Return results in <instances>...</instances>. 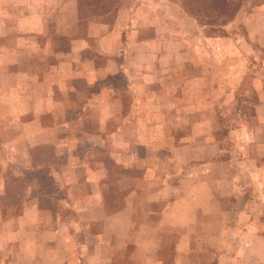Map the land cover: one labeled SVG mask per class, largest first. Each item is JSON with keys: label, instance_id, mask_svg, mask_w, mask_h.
<instances>
[{"label": "rangeland", "instance_id": "rangeland-1", "mask_svg": "<svg viewBox=\"0 0 264 264\" xmlns=\"http://www.w3.org/2000/svg\"><path fill=\"white\" fill-rule=\"evenodd\" d=\"M80 51L68 79L55 65ZM47 107L35 140L61 146L30 154L22 122ZM261 165L264 0L215 30L181 0H0L7 219L43 196L39 223L58 212L86 264H264Z\"/></svg>", "mask_w": 264, "mask_h": 264}, {"label": "crops", "instance_id": "crops-1", "mask_svg": "<svg viewBox=\"0 0 264 264\" xmlns=\"http://www.w3.org/2000/svg\"><path fill=\"white\" fill-rule=\"evenodd\" d=\"M94 53L95 52H93V54ZM72 56L73 57H70L69 59L60 60L57 65H55L56 68H61V70H63V72L66 74V78L68 77V79L71 78V76H73V78L77 76V63L82 59L83 52L80 51L74 53ZM88 68L89 73L94 75H96V72L101 70V67H98L95 64H92ZM57 81L59 82V80H56L55 82ZM100 91H103V89H100ZM53 100L54 99L52 97L49 98L48 102L50 105L55 103ZM48 108L49 107H47L45 110L41 109L35 111L34 117L22 122L24 124L23 127L33 126L35 131V133L30 132L24 133L22 135L24 138L33 139L32 143L29 142L28 145H26V149L29 150L32 147L43 145L45 143H49L55 148H60L61 145L57 143V141L51 140L52 137H47L46 139V135H44L43 139L35 140L39 136H43L44 133L51 131L53 128L52 126H46V123L41 116V114H44L48 111ZM64 112L65 113L63 114L62 121L68 123L69 118L66 116V111ZM54 113L55 112L53 110V117L50 122L54 121L55 123L56 116ZM104 121H106V119L100 120V122ZM260 167L262 169L264 165H261ZM0 175L2 176V174ZM90 179L91 177L89 176L88 180ZM93 180L95 179L93 178ZM7 189L8 185L6 184L4 176H2L0 179V199L1 197L7 195ZM94 196V194L89 193L88 199L90 201L86 204H95L97 197L92 200ZM33 197L34 198L30 200L31 203H27L26 205L25 202L22 203V212H17L8 219L4 217L2 210L0 209V245L6 244L8 247H14L13 255L7 254L6 256L0 257V264H86L85 259L84 261L80 259L77 261L72 259L70 252L65 250H71V245L60 242L59 235L62 233V229L57 227L56 224L59 220L61 221L58 212H56L53 216L49 226L39 223V219H42L45 215V212L43 211L44 208L40 207L41 205L38 202V200L43 199V196ZM2 204V207L10 206L4 203ZM84 209H86V207ZM94 235L97 237V234ZM98 235H100V233ZM95 245L105 246L106 244L97 243ZM58 251L61 252L58 253Z\"/></svg>", "mask_w": 264, "mask_h": 264}, {"label": "trees", "instance_id": "trees-1", "mask_svg": "<svg viewBox=\"0 0 264 264\" xmlns=\"http://www.w3.org/2000/svg\"><path fill=\"white\" fill-rule=\"evenodd\" d=\"M244 0H181L182 6L192 17L203 22L215 30L218 26H224L232 21ZM41 145L29 149L30 154L36 153ZM9 195L1 197L2 203L11 205L12 200ZM14 202V200H13Z\"/></svg>", "mask_w": 264, "mask_h": 264}]
</instances>
